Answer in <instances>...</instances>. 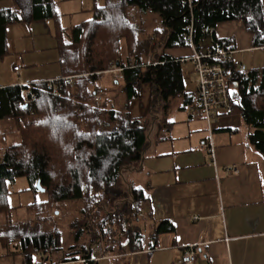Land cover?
<instances>
[{
    "label": "trees",
    "instance_id": "1",
    "mask_svg": "<svg viewBox=\"0 0 264 264\" xmlns=\"http://www.w3.org/2000/svg\"><path fill=\"white\" fill-rule=\"evenodd\" d=\"M1 1L12 6L0 7V60L9 55L8 26L54 20L60 75L0 87V214L14 210L8 184L18 178L46 195L45 202L29 208L33 234L23 231L0 244L9 249L18 242L23 264H34L37 257L45 264H97L145 251L148 240L174 232L170 221L155 224L150 232L140 225L152 219L150 195L127 179L141 171L155 133L172 125L167 119L172 104L179 102L182 110L196 104L197 96L185 89L182 59L167 51L190 47L183 34L191 21L197 45L205 39V29L239 21L254 47L264 49L262 0H192V12L187 0H104L91 20L67 29L58 23L54 0ZM215 41L227 49L234 46L230 38ZM113 65L121 69L117 84L108 73ZM226 70L234 85L232 113L249 126L250 144L264 161V68L243 73L227 65ZM107 76L110 82L103 85ZM144 85L151 88L149 112L135 118L130 105ZM24 92H31L35 102L26 104ZM95 92L101 95L99 103ZM61 206L76 210L70 228L76 240L83 234L85 240L54 259L63 250L55 223ZM97 245L103 247L102 258L92 260Z\"/></svg>",
    "mask_w": 264,
    "mask_h": 264
},
{
    "label": "crops",
    "instance_id": "2",
    "mask_svg": "<svg viewBox=\"0 0 264 264\" xmlns=\"http://www.w3.org/2000/svg\"><path fill=\"white\" fill-rule=\"evenodd\" d=\"M78 2L83 1L73 4ZM69 4H62L59 13L57 10L60 26L61 17L90 11L81 4L75 11L64 12L63 7ZM262 5L264 9V0ZM11 6L7 1L0 2V7ZM54 22L6 28L9 55L5 58L10 56V59L0 77V87L46 82L60 75ZM18 25L28 29L16 36L14 28ZM214 38L234 40V46L228 50L235 63L244 65L247 70L264 68V49L254 47L253 37L242 22L217 25ZM167 53L185 59L190 58L193 51L189 47ZM189 64L186 71V63H183L185 89L196 97L197 75ZM15 65L21 66L20 72L13 71ZM191 72L196 79L192 87L189 83L188 89L185 76ZM112 82L118 83L113 79ZM149 91L148 111L150 86ZM135 101L131 102L130 111L133 117L140 118L132 112ZM184 112L174 121L169 120L168 115L172 125L155 133L142 169L136 173L141 174L140 188L150 195L152 219L145 222L147 231L161 221H170L175 231L148 240L145 251L99 260L97 264H182L186 251L196 255L195 264H264V161L250 144L249 126L236 112L221 113L210 132L203 119L194 118L188 110ZM210 135L213 153L208 150ZM233 168L236 172L231 170ZM2 259L0 256V261H4ZM34 264L45 263L37 257ZM53 264L85 262L55 261Z\"/></svg>",
    "mask_w": 264,
    "mask_h": 264
},
{
    "label": "rangeland",
    "instance_id": "3",
    "mask_svg": "<svg viewBox=\"0 0 264 264\" xmlns=\"http://www.w3.org/2000/svg\"><path fill=\"white\" fill-rule=\"evenodd\" d=\"M56 3V6H58L59 10H61L62 4L70 3L69 5L63 7V11L70 9L71 11H75L79 8L81 4L84 5V8L87 10H90L88 12L83 13H76L65 17L60 18V24L63 27L73 26L81 24L85 21L91 20L93 18V13L95 7H101L105 4L104 0H82L83 2L80 4V2L76 4H73L75 1L80 0H67V1H58L54 0ZM59 3V5H58ZM67 8V9H66ZM238 22V21H237ZM222 24V23H221ZM14 32L16 33V36L21 35L24 31L28 29L27 26L18 25L16 28H14ZM31 31L33 34L36 33L35 29L32 27ZM153 46V45H152ZM10 59V56L5 58L4 60H0V77L2 73H4V67L7 65L8 61ZM3 67V69H2ZM190 67L189 62L186 63L185 68L186 71ZM187 81V88L189 89V83L192 87V84H194V81L196 79L195 74L187 73L186 76ZM109 80L108 77H104L102 84L107 85V81ZM149 86L144 85L141 89V97L137 101H135L132 105V112L134 116L137 117H146L148 115V96H149ZM180 114H185L184 110L180 109V103L174 102L171 107V111L169 114L168 119L171 121H174L177 119V117L180 116ZM195 118V117H194ZM205 121V120H204ZM215 124V123H214ZM214 127V125H213ZM141 177V174L139 175ZM139 176H137L136 173H129L127 176V179L131 181V183L136 187H141L139 184ZM8 200L11 205V207H14V210L11 211V215L5 216L0 214V239L4 237H14L17 233H21L23 231H27L30 234H33V226L30 221V219L33 218L31 211H29V208L31 205H35L39 202H45L46 201V195L43 193H35L30 190V184L26 178H18L13 183L8 184ZM56 210V209H54ZM58 211H55V213H58V218L55 219V223H57V227L60 228V231L62 233V243H63V250L60 253L55 254L54 259L60 258L63 254L69 253V247L73 245H78V243H81L85 240V235H81L79 240H76L75 238V231H73L70 228V222L71 219L77 214L76 210H65L63 206L59 207L57 209ZM34 211V210H32ZM64 212H69L66 217H63ZM29 217V218H28ZM141 226H143L144 229L147 230L145 223L143 221L139 222ZM30 224V225H29ZM29 225V226H28ZM41 226L44 228H48V222L41 221ZM79 241V242H78ZM17 244L18 242L11 243V247L9 249L3 248V246L0 244V256L3 258L0 261V264H20L23 262L24 257H21L20 255H17ZM9 253H8V252ZM7 261V262H6Z\"/></svg>",
    "mask_w": 264,
    "mask_h": 264
},
{
    "label": "built area",
    "instance_id": "4",
    "mask_svg": "<svg viewBox=\"0 0 264 264\" xmlns=\"http://www.w3.org/2000/svg\"><path fill=\"white\" fill-rule=\"evenodd\" d=\"M187 4L192 12V0H187ZM204 33L205 39L197 45L194 41L193 21L185 27L183 36L189 41L193 54L190 58H185L181 61L182 63L190 62L194 73L197 75L196 104L189 106L188 112L195 118L205 120L210 132H212V127L220 114H230L233 111L231 101L232 82L228 79L226 66L235 65L237 70L243 73H246L247 69L244 65L234 62L231 51L216 43L214 39L215 28L205 29ZM206 40L207 42L204 43ZM20 70V65L13 67V71L15 72H20ZM120 72L121 69H118L114 65L108 71L114 82H117ZM22 98L26 104L35 102L36 100L31 92H24ZM94 101L99 103L101 95L95 92ZM208 150L211 153L214 151L211 135ZM231 170L236 172L235 168ZM102 253L103 247L97 245L91 252L92 260L101 259ZM195 262L196 255L192 251H186L182 257V264H195Z\"/></svg>",
    "mask_w": 264,
    "mask_h": 264
},
{
    "label": "water",
    "instance_id": "5",
    "mask_svg": "<svg viewBox=\"0 0 264 264\" xmlns=\"http://www.w3.org/2000/svg\"><path fill=\"white\" fill-rule=\"evenodd\" d=\"M37 187H38L39 190H41V187H40V184L39 183H38ZM41 191L44 192V190H41Z\"/></svg>",
    "mask_w": 264,
    "mask_h": 264
}]
</instances>
